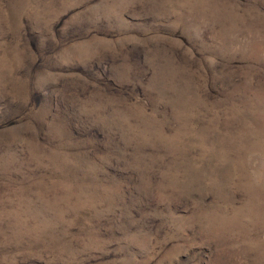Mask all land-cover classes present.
I'll list each match as a JSON object with an SVG mask.
<instances>
[{"label": "rangeland", "instance_id": "rangeland-1", "mask_svg": "<svg viewBox=\"0 0 264 264\" xmlns=\"http://www.w3.org/2000/svg\"><path fill=\"white\" fill-rule=\"evenodd\" d=\"M0 264H264V0H0Z\"/></svg>", "mask_w": 264, "mask_h": 264}]
</instances>
